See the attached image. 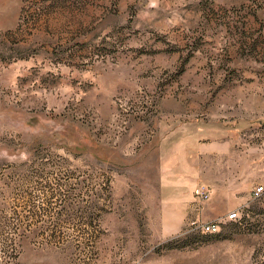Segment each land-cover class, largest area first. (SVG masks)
<instances>
[{
  "label": "rangeland",
  "instance_id": "obj_1",
  "mask_svg": "<svg viewBox=\"0 0 264 264\" xmlns=\"http://www.w3.org/2000/svg\"><path fill=\"white\" fill-rule=\"evenodd\" d=\"M260 187L264 0H0V264H264Z\"/></svg>",
  "mask_w": 264,
  "mask_h": 264
},
{
  "label": "crops",
  "instance_id": "obj_2",
  "mask_svg": "<svg viewBox=\"0 0 264 264\" xmlns=\"http://www.w3.org/2000/svg\"><path fill=\"white\" fill-rule=\"evenodd\" d=\"M200 123V130L203 133H207V135L209 134H213L214 132H216L217 130L214 127H211L210 125H206L203 126L204 122H200V121H194L193 123L187 122L182 124L184 127V130H181L182 127L179 128L178 131H174L171 133H167L165 135H163L162 138H160V143H161V149L163 150V158L164 160H170L172 161L174 156L173 152H176L182 148L186 149V151H184L185 154H190L191 151V142L189 141H182L181 138V134L183 135H187L186 131L187 129H192V127H197L198 124ZM213 125V124H212ZM188 126V127H187ZM187 128V129H186ZM214 128V129H213ZM216 130V131H215ZM184 142V143H182ZM212 142H214L212 140ZM190 145V146H189ZM178 154V153H177ZM179 155V154H178ZM168 162V161H167ZM165 175H164V179H162L163 181V187L161 189V192L163 193V195L161 196L162 200L166 202H170L173 203V205L178 206V207H182L184 210H190L189 207H192L193 204L192 202H194V198H191L189 196V194H187L188 190L190 189L193 190L194 189V185L192 183H189V181L184 180L182 178H177L174 177V175L171 174L172 172V165L171 164H167L165 166H163ZM198 189V188H197ZM229 205L230 202H226V206Z\"/></svg>",
  "mask_w": 264,
  "mask_h": 264
},
{
  "label": "built area",
  "instance_id": "obj_3",
  "mask_svg": "<svg viewBox=\"0 0 264 264\" xmlns=\"http://www.w3.org/2000/svg\"><path fill=\"white\" fill-rule=\"evenodd\" d=\"M262 193H264V189L262 187L257 188L255 195L260 197L262 195ZM195 196L201 201V202H205L209 200V196H210V190H208L205 187H200L195 191ZM239 211H235L232 215H227L226 219L228 221H233V222H237L239 221ZM219 222H210L209 224H205L202 226H199V229L207 234L210 233H216L219 230Z\"/></svg>",
  "mask_w": 264,
  "mask_h": 264
}]
</instances>
